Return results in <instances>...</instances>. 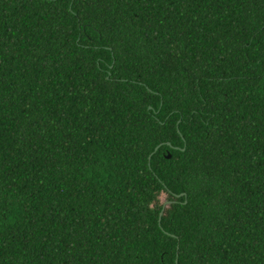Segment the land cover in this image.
<instances>
[{"label": "trees", "instance_id": "trees-1", "mask_svg": "<svg viewBox=\"0 0 264 264\" xmlns=\"http://www.w3.org/2000/svg\"><path fill=\"white\" fill-rule=\"evenodd\" d=\"M0 264H264V0H0Z\"/></svg>", "mask_w": 264, "mask_h": 264}, {"label": "rangeland", "instance_id": "rangeland-1", "mask_svg": "<svg viewBox=\"0 0 264 264\" xmlns=\"http://www.w3.org/2000/svg\"><path fill=\"white\" fill-rule=\"evenodd\" d=\"M168 200V197L165 193H163L161 196H160V203L163 205V204H166Z\"/></svg>", "mask_w": 264, "mask_h": 264}, {"label": "water", "instance_id": "water-1", "mask_svg": "<svg viewBox=\"0 0 264 264\" xmlns=\"http://www.w3.org/2000/svg\"><path fill=\"white\" fill-rule=\"evenodd\" d=\"M170 156V155H169Z\"/></svg>", "mask_w": 264, "mask_h": 264}]
</instances>
